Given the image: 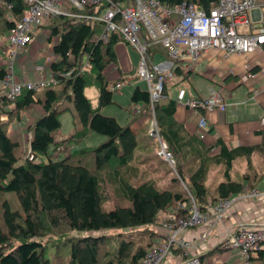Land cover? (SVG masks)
<instances>
[{
  "label": "trees",
  "instance_id": "16d2710c",
  "mask_svg": "<svg viewBox=\"0 0 264 264\" xmlns=\"http://www.w3.org/2000/svg\"><path fill=\"white\" fill-rule=\"evenodd\" d=\"M4 1L11 2L12 6L0 4V36L20 18L24 7L22 0ZM159 1L169 6L186 1L205 10L217 2ZM43 27L49 31L47 40H54L51 49L57 57L50 68L57 82L37 93L24 89L13 101L0 94V116L7 117V120L0 119V264H50L45 257L46 244L42 242L50 235L65 239L64 244L69 245L68 264H134L153 243L150 225L157 215L186 203L189 194L205 212L209 202L245 189L258 191L262 186L264 190V170L252 164L248 148L229 147L222 137L206 141L208 128L200 138L198 129L197 134H189L174 119L176 98L163 101L169 82L164 84L163 97L156 102L154 115L159 134L173 156L174 168H168L167 176L147 177L138 170L139 163L133 162L151 146L148 135L141 133L143 128L133 127L130 122L120 124L114 116L100 112L101 106L110 100L103 71L116 63L114 45L118 38L113 35L106 43L95 41L93 34L100 24L73 22L63 16L52 18ZM156 52L166 54L160 44L152 43L147 48L148 59L152 60ZM67 53L72 55L71 60ZM84 56L90 67L80 70ZM174 63L175 77L187 72L177 66L179 62ZM62 70L70 74L58 77L57 73ZM250 70L256 71L257 66ZM4 74L5 68L0 65V78ZM243 75L244 72L238 78L241 80ZM86 87L97 90V105L86 96ZM66 100L72 102L77 119L73 123L78 126L61 142L55 138V132L61 126L60 115L69 109L62 104ZM34 104L41 107V112L29 126L32 159H22L15 153L19 142L8 135L7 125L10 117L18 119L21 110ZM134 105H140L141 109L133 114L132 120L139 115L148 118L147 89L134 86L125 108L130 111ZM91 132L105 139L97 145L76 148L67 156L60 155L69 143L77 145ZM151 139L160 158L158 143ZM211 149L213 153L209 152ZM56 152L58 156H54ZM239 157L245 158L249 169L232 172L234 161ZM211 168L216 170L212 178ZM104 172L118 193L117 201L113 200L115 205L110 207L105 206L109 200L107 194L115 190L108 187ZM138 227H142L139 237L123 232ZM110 229L120 232L116 235L102 232ZM74 231L80 234H70ZM217 250H220L218 245L200 259ZM252 264H264V249L256 252Z\"/></svg>",
  "mask_w": 264,
  "mask_h": 264
},
{
  "label": "built area",
  "instance_id": "2783aa9c",
  "mask_svg": "<svg viewBox=\"0 0 264 264\" xmlns=\"http://www.w3.org/2000/svg\"><path fill=\"white\" fill-rule=\"evenodd\" d=\"M7 7L11 2L0 0ZM21 16L7 29L0 39V51L5 55V74L0 78V94L13 101L21 92L35 93L57 82L50 64L57 55L45 38L49 52L45 55L43 75L28 79L19 76L13 64L20 50L26 49L39 35L47 21L57 16L72 19L73 22H97L100 28L93 38L102 43L115 35L118 41L136 51L137 65L135 78L143 80L148 92L149 136L158 143L157 154L174 168V159L167 144L160 136L154 115V106L163 97L165 82L175 78V61L192 69L202 55L215 50L221 57L238 56L243 61L244 75L241 80H254L264 74V60L249 63L248 56L258 53L264 56V0H217L208 10L183 1L175 6L159 0H22ZM52 40V39H51ZM117 41V42H118ZM54 42V40H53ZM158 43L165 50L168 61L154 62L148 59L147 48ZM53 44V43H52ZM68 60L72 55L67 53ZM257 66L256 71L250 68ZM90 67L84 56L80 70ZM246 72V73H245ZM70 72L59 71L58 77H66ZM131 81V76H123L109 85L110 90H119ZM179 88L176 100L192 111L206 112L226 109L222 87L212 84L200 97L185 95ZM133 112L140 111V105L132 106ZM0 118L4 119L3 115ZM208 128L206 117L201 114L197 120L198 136L202 138ZM29 138L31 134H28ZM28 159H32L28 150ZM54 156H58V152ZM256 189H245L215 202H209L207 211H201L189 194L186 203H179L159 213L150 225L154 240L146 254L134 264H202L200 256L214 246L220 251H235L238 264H252V257L264 249V224L238 222L218 243L209 247L211 233L238 202L252 200L259 196ZM176 250V251H175Z\"/></svg>",
  "mask_w": 264,
  "mask_h": 264
},
{
  "label": "crops",
  "instance_id": "0c3cea01",
  "mask_svg": "<svg viewBox=\"0 0 264 264\" xmlns=\"http://www.w3.org/2000/svg\"><path fill=\"white\" fill-rule=\"evenodd\" d=\"M46 31V29L41 28L37 38L26 49L19 51L13 64L17 75H23L28 79L38 77L33 72L41 68L37 69L33 64V60L36 61L40 57L38 53L35 56V51L42 45H45L43 37H47L48 32L46 33ZM114 51L116 63L109 64L103 71L106 76L107 85L113 84L123 76H131L129 83H133L136 78L134 76L135 67H133L132 62L135 59V62H137L136 51L122 41L116 42ZM5 58L1 50L0 65L4 66ZM31 58L34 59L32 60ZM202 60H206L208 65L200 71L195 70L193 65L192 69H187L183 63L179 62L177 64V66L185 69L187 72H182L180 76L176 75L172 81H169L167 84V95L163 98V101H166L168 98H176L179 88L186 90V96L200 97L206 93L207 88L212 84L222 87L226 109L223 112H206V116L204 115L209 129L206 141H214L216 138L222 137L229 147H246L250 150L252 164L260 166L264 170V74L258 75L254 80H240L238 76L242 74L243 70L238 73L233 71L242 59L238 56L223 58L215 50H209L204 53L196 64H199ZM152 61L166 62L168 61V57L163 52H156ZM175 82L178 83L175 84ZM136 85L139 86L138 84L133 86ZM94 90L97 92L95 88ZM39 108L41 107L38 104H34L26 107L23 111L21 110L18 120H13L9 124L8 135L14 139H17V137H13V135L20 137L21 133H23V127L20 126L22 124L20 115L28 111H34L36 115L38 112L36 109ZM130 111L128 112L133 118L134 112H132V107ZM201 114L200 110L192 111L183 103L176 102L174 119L178 123L183 124L186 132L189 134H195V132L197 134L196 121ZM27 117L33 121L32 117ZM126 121V123L130 122L133 127H142L145 125L147 119L145 115H139L137 118L131 119V121ZM28 130L30 131L31 129L28 128ZM213 151L211 149L209 152L213 153ZM212 169H210L209 174H211ZM245 169H249L245 158L239 157L234 161L232 172L235 170L243 172ZM259 189V196L254 197L252 200L238 202L229 210L227 216L218 224L215 231L211 233L212 236L209 237L207 242L209 247H212L224 238L229 230L238 222H245L251 225L264 224V190L262 186H259ZM214 258L221 264H227L229 259H233L231 264H238V254L235 251H218V254Z\"/></svg>",
  "mask_w": 264,
  "mask_h": 264
},
{
  "label": "rangeland",
  "instance_id": "374dc122",
  "mask_svg": "<svg viewBox=\"0 0 264 264\" xmlns=\"http://www.w3.org/2000/svg\"><path fill=\"white\" fill-rule=\"evenodd\" d=\"M2 38V36H0V39ZM43 40L45 41V38L43 37ZM53 43V39L50 40V44L52 45ZM49 52V48L46 45H42L37 51H35V56L38 53V55L40 57L37 58L36 61H34V58H31L33 60V64L34 66L40 70H34V75L36 74V76L40 77L42 76L43 73V67H44V56L46 53ZM26 53V52H25ZM221 55V54H220ZM264 60V56L259 55L258 53H252L248 56V62L249 63H256L257 61L262 62ZM135 60H133L132 65L133 67H136L137 62H135ZM156 62V61H154ZM208 65V62L206 60H202L199 62V64H193L195 70L200 71L203 68H206ZM206 66V67H205ZM244 69L243 66V61L238 62L237 68L233 71L235 73L241 72ZM207 71V70H206ZM205 71V72H206ZM138 84L142 89H146V84L143 80L136 78V80L133 83H129V84H125L122 86L121 89L117 90H110L109 89V85H107V90H108V94H110V100L107 103H104L101 106L100 112L102 114L105 115H109V116H114L116 118V120H118L121 124H125L127 121L126 120H131L132 117L129 114L128 110L125 108L126 105L128 104L129 98H130V94L132 89L134 88L133 85ZM84 92L86 94V96H88L91 100V103L95 106L98 104V95L97 92L94 90V88L92 87H86L84 89ZM191 95V94H190ZM179 103V102H178ZM64 106H68L69 109L64 111V113H62L60 115V123L61 126L60 128L55 132V138L58 139V141H61L62 138L66 137L68 134H71L73 131L76 130L77 126H74V118H75V122L77 123V119H76V115H75V111L72 105L71 101H64L62 103ZM35 110V109H34ZM38 112L35 115L34 111H28L26 113H23L22 115H20L21 120V127H23V133H21L20 137L13 135V137H17V141L19 142L18 147L15 148V153L16 155H18V157L20 158H27L29 153V136L27 135V133L29 134L30 131L28 130L29 125L32 123V121L27 117H32L33 119H35L36 117H38V113L41 111V108L36 109ZM23 111V110H22ZM133 112V109H132ZM34 115V117H33ZM122 117V118H121ZM1 120H3L2 118H0ZM9 123H8V127L7 130L9 128V124L11 122H13V120H18V119H14L12 117L9 118ZM147 121L145 123L144 126H142V131L141 133L144 135H148V140L150 139V144L151 146H149L148 150H145V153L140 154L139 156H136L133 159V162L139 163L137 164V168L139 171L141 172H145V175L147 177H154L155 176H159V175H169L167 172H169L168 168H171L170 165L167 162H162L161 158H158L156 156L155 150V144L153 142V140L149 137V124H148V118L146 117ZM4 120H7V117L4 118ZM28 124V126H27ZM8 132V131H7ZM105 139L104 136L96 134L95 132H91L88 136H86L80 143H78L77 145H71L72 143H69L67 146V148H65V150L62 152V154L60 155H65L67 156L68 154H70V152L73 150H76V148L79 147H89V146H93V145H97L99 144L101 141H103ZM62 142V141H61ZM147 154V155H146ZM146 155V157L144 156ZM143 159H141V157H143ZM159 156V155H158ZM61 157V156H60ZM138 159V160H137ZM215 169L212 170L210 178L213 177V175H215ZM103 175H105L106 180L108 181V187L111 188L110 190H115L113 193H110L108 191L107 188V195L109 196V200L106 201L105 206L106 207H110L115 205V203H113V200L117 201V197H118V193L116 190V187H114L113 183L110 181L111 178H109L108 173L104 172ZM158 178V177H157ZM165 182V180L162 181V183ZM112 184V185H111ZM161 184V183H158ZM182 187L185 189V184L182 182ZM13 201V200H12ZM15 207H18V204L14 205ZM14 207V208H15ZM142 227H138L135 229H129L128 231L123 230V232H126L128 234H132L133 236L139 237L142 234L141 231ZM103 233H107L109 234H114L116 235L118 232H120V230H103ZM72 235H78L80 234L79 232H72L70 233ZM154 240V235L152 236V240L151 243ZM44 244H46V249H45V257L49 260L50 264H68V257H69V245L68 244H64L65 239H57L55 238V236H46L45 238H43L42 241ZM217 250L215 251L212 255H206L203 259L201 258L202 264H221L217 261L216 258H214V256L216 254H218ZM233 261V259H229L227 261V264H231Z\"/></svg>",
  "mask_w": 264,
  "mask_h": 264
},
{
  "label": "bare ground",
  "instance_id": "6f19581e",
  "mask_svg": "<svg viewBox=\"0 0 264 264\" xmlns=\"http://www.w3.org/2000/svg\"><path fill=\"white\" fill-rule=\"evenodd\" d=\"M168 100H169V98H168ZM201 113H202V112H201ZM203 115H204V114H203ZM196 122H197V121H196ZM193 135H194V134H193ZM196 139H197V138H196ZM187 140H188V139H187ZM189 140H191V139L189 138ZM202 142H203V141H202ZM184 150H185V149H184ZM196 150H197V149H196ZM187 153H188V152H187ZM195 158H196V157H195ZM193 160H194V159H193ZM189 161H190V160H189ZM189 161H188V162H189ZM202 162H203V161H202ZM204 162H205V161H204ZM204 162H203V163H204ZM206 165H207V164H206ZM205 171H206V170H205ZM222 173H223V172H222ZM215 175H216V174H215ZM224 178H225V177H224ZM211 180H212V179H211ZM217 180H218V179H217ZM226 180H227V179H226ZM220 183H221V182H220Z\"/></svg>",
  "mask_w": 264,
  "mask_h": 264
}]
</instances>
